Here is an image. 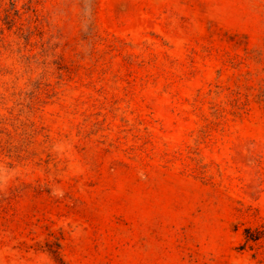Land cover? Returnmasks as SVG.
I'll return each mask as SVG.
<instances>
[{"label":"rangeland","instance_id":"rangeland-1","mask_svg":"<svg viewBox=\"0 0 264 264\" xmlns=\"http://www.w3.org/2000/svg\"><path fill=\"white\" fill-rule=\"evenodd\" d=\"M0 264H264V0H0Z\"/></svg>","mask_w":264,"mask_h":264}]
</instances>
